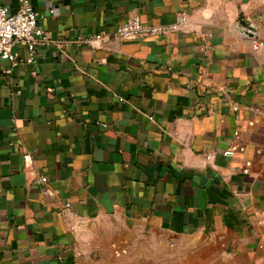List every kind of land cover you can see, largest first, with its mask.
<instances>
[{
    "label": "crops",
    "instance_id": "crops-1",
    "mask_svg": "<svg viewBox=\"0 0 264 264\" xmlns=\"http://www.w3.org/2000/svg\"><path fill=\"white\" fill-rule=\"evenodd\" d=\"M30 5L50 43L0 60V264H121L143 233L160 264H264V0ZM133 16L185 22L111 38Z\"/></svg>",
    "mask_w": 264,
    "mask_h": 264
},
{
    "label": "built area",
    "instance_id": "built-area-1",
    "mask_svg": "<svg viewBox=\"0 0 264 264\" xmlns=\"http://www.w3.org/2000/svg\"><path fill=\"white\" fill-rule=\"evenodd\" d=\"M185 22L184 17H179L178 24L175 26H151L143 23L138 16L129 18L125 23L117 26L111 32V38L118 40H138L151 36L165 35L170 30H176L179 24ZM103 36L98 34L92 39H77L78 43H87L102 41ZM49 39L44 30L37 24V14L30 5V0H21L19 9L10 12L3 6L0 0V60L7 61L15 68L19 63L33 64L37 50L41 46H48ZM262 43L253 44V49L258 50ZM24 47L27 57L21 59L17 52L18 47ZM105 128V124H99ZM47 182L46 177L37 179V184L44 185Z\"/></svg>",
    "mask_w": 264,
    "mask_h": 264
},
{
    "label": "rangeland",
    "instance_id": "rangeland-1",
    "mask_svg": "<svg viewBox=\"0 0 264 264\" xmlns=\"http://www.w3.org/2000/svg\"><path fill=\"white\" fill-rule=\"evenodd\" d=\"M130 248V247H127ZM160 252L161 247L158 245H152L146 243V234H142L138 237V243L136 246H132L131 249L127 250L126 260L122 261L121 264H160ZM146 254H153L154 259L146 262L143 256Z\"/></svg>",
    "mask_w": 264,
    "mask_h": 264
}]
</instances>
